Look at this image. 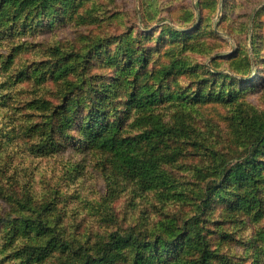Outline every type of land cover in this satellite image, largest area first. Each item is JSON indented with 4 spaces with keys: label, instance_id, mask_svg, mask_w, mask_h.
Segmentation results:
<instances>
[{
    "label": "rangeland",
    "instance_id": "374dc122",
    "mask_svg": "<svg viewBox=\"0 0 264 264\" xmlns=\"http://www.w3.org/2000/svg\"><path fill=\"white\" fill-rule=\"evenodd\" d=\"M55 4L56 10L47 8L39 13L32 10L26 18H18L23 21V28L18 31L12 19L2 18L7 22L3 26L11 28L0 29L3 33L0 35V145L3 147L9 134V144L21 146L22 151L15 154V163L31 170L30 186L34 185V190L41 192L49 185L60 188L61 197L55 203L65 208L63 221L67 226L70 224L71 232L89 230L97 234L106 230L99 206L92 203L100 202L105 195V181L100 178L96 164L90 162L82 183L78 177L70 179L66 163L79 156L69 153V145L63 155L35 154L30 141L34 135L28 137L30 132L25 128L41 123L42 118L33 107L18 108L20 104L27 106L29 102L46 99L51 91H62L67 85L47 79L56 62L71 64V79L87 77L92 82L107 83L116 70L124 69L131 57L144 54L148 64L144 68L136 64L133 68L139 75L140 70L148 74L159 72L155 81L163 83L160 88L166 101L157 108L163 120L169 122L174 111L182 109L196 133L208 140L228 167L244 158L243 123H250L253 114L264 120V0H59ZM63 6L67 10L64 14ZM12 13H15L13 9ZM241 49L251 56L249 65L232 62L242 56ZM244 79L250 80L248 85L256 83L255 87L244 91L247 85ZM127 80V84L114 88L118 93L122 91L117 99L119 113L115 116L125 114L124 131L134 134L135 117L125 104L136 85L133 78ZM234 89L245 93L230 105L215 100L206 103L193 100L197 90L205 93L223 90L226 94ZM80 92L75 89L70 95L74 98ZM2 157H6L5 153H0ZM184 162L188 170L170 169L174 179L181 182L178 190L184 193L182 203L175 201V207L183 204L184 212L190 215L197 202L193 189L199 181L188 177V172L203 169L209 161L199 152H191ZM7 176L0 169V186L6 185ZM129 198L126 189L111 202L122 228L128 225L135 228L134 223L142 216L140 208L135 209L128 202ZM210 208L212 211H207L204 217L208 220V239L220 257L214 263L251 264V254L263 247L254 246L257 241L254 232L264 230V220L244 225L226 220L219 230L212 224L222 220L221 206L214 204ZM92 212L96 213V219L90 215ZM147 219L150 223L158 220L150 211ZM17 247L0 246V260L8 259L6 251ZM261 258L258 264H264Z\"/></svg>",
    "mask_w": 264,
    "mask_h": 264
},
{
    "label": "trees",
    "instance_id": "16d2710c",
    "mask_svg": "<svg viewBox=\"0 0 264 264\" xmlns=\"http://www.w3.org/2000/svg\"><path fill=\"white\" fill-rule=\"evenodd\" d=\"M56 1L59 0H0V29L11 28L3 26L7 24L2 21L5 17L17 24L18 31L23 28V21L18 18H26L32 10H56ZM34 5L38 6L32 9ZM61 11L64 14L66 6ZM241 55L232 62L249 65L248 52L241 49ZM136 64L144 68L148 57H131L120 74L116 70L107 83H99L87 77L71 79V64L56 62L47 79L66 83L62 91L54 89L47 95L49 98L18 106L23 110L33 107L42 118L41 123L25 128L30 132L28 137L34 135L30 141L35 154L63 155L69 145V153L79 158L67 161V171L70 179L78 177L81 183L89 167L87 162L96 164L107 191L100 202L92 203L99 206L106 230L97 234L89 230L71 232L70 224L63 221L65 208L55 203L61 197L60 188L49 185L37 192L34 185L30 186L31 170L15 163L21 146H11L7 134V141L2 143L3 147L0 145V153L6 156L0 158V169L8 175L6 185L0 186V246L18 247L6 251L8 259L0 260V264H215L220 257L208 239V220L204 217L212 211L210 207L221 206L223 218L212 224L219 230L226 220L243 225L264 220V120L253 114L250 123H243L242 145L246 155L228 167L208 140L196 133L182 109L175 110L169 122L163 120L157 108L166 101L160 88L163 83L155 81L159 72L148 74L140 70L139 75L133 68ZM130 78L136 90L125 105L135 117L134 134L124 131L125 114L115 116L119 113L117 99L122 91L118 93L114 88L127 84ZM249 82L244 79L243 83ZM255 84H247L243 90L248 91ZM75 89L81 92L73 98L70 93ZM244 91L234 89L224 94L223 90H197L193 100L230 105ZM189 151L202 154L209 165L188 172V177L199 183L192 190L197 201L194 211L187 215L183 204L175 207V201L182 203L184 193L178 190L181 182L174 179L170 168L188 170L184 160L191 154ZM126 189L128 202L135 209L139 207V215L142 214L140 222L137 219L134 223L135 228H122L111 206ZM149 211L157 215V221L150 223ZM90 215L96 219L95 212ZM254 233V246H263L251 254V264H258L261 257L264 262V230Z\"/></svg>",
    "mask_w": 264,
    "mask_h": 264
}]
</instances>
